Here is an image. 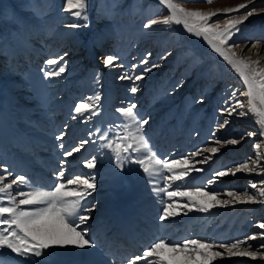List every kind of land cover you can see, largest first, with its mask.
Instances as JSON below:
<instances>
[{"label":"rangeland","instance_id":"374dc122","mask_svg":"<svg viewBox=\"0 0 264 264\" xmlns=\"http://www.w3.org/2000/svg\"><path fill=\"white\" fill-rule=\"evenodd\" d=\"M173 2H178V0H173ZM65 4L66 0H0V66L3 63L9 62V57L16 56L21 52L20 43L26 47L33 45L30 42L32 39L33 41L37 39L35 32L40 33V35L44 33L45 35L42 34L41 38L52 34L54 39H59V41L73 32L77 35L75 40L81 42L82 47L79 50L83 51L82 53L84 54L83 57H79L81 55L80 52H72L70 58L61 60L62 62L59 61V63L53 65L47 64V60L33 61L30 64L25 59V61H28V64H21L23 62L20 61L19 69L16 71H13L15 70L14 68L11 70L10 66L2 67L0 69V89L5 92H14L16 96L18 95L17 93L21 92V90L16 89L17 87L11 82V77L8 75L20 76L28 80L26 84L29 87L26 86V89H33L32 91H28L29 94H32L29 96L32 99H37V96L44 94V87L46 86L48 88L46 96H49V99L53 98V101L59 103L57 108H60L58 111L60 116H64L67 111L66 104L69 101L74 104V107L81 102L93 104L98 115L105 107L113 113H118L115 111L117 108L135 103L137 110L143 111V116L149 120V124L144 128V135L152 154L157 152L156 150L159 148L167 147L168 144L166 142H169V146L173 150L175 148L177 150L181 144L186 147L194 146L195 141H199L200 138H207L209 140L213 137V133H215V136L228 135V138L240 139L243 137V139H248L249 136L246 134L253 132L258 140H251L253 141L252 148L250 147L241 155L239 154V150L236 149L232 153V159L239 160L237 157L241 156L242 160L240 159V162L242 161V163L249 160V158L254 159V153L256 154L254 152L255 145L260 144L262 141L264 143V136L260 135L262 130L260 120L264 119V116L260 115L262 111L264 112V102H261L260 90H257L255 96L260 110L255 104V112L250 111L249 107L246 108L245 113L247 114L244 116V119H241L242 121L233 120V124H236L235 129L228 132L219 131L220 127L218 125L221 122L220 109L228 106L225 103L226 100L229 103L232 102V91L237 92V98L240 100V91L237 88H240V85L244 83L238 73L218 53L213 51L207 41L202 37L189 33L182 25L175 23L170 25L157 24L151 28H145L144 25L151 19L165 17L170 14L166 5L161 4L160 0H87V19L74 17L64 11ZM240 4H246L247 7L239 9L238 12L226 13L224 11L228 8H238ZM180 7L203 13L216 12V15L210 18V23L216 21L221 25V28L224 26L225 18H235L249 9H256L251 17L238 25L241 31L233 37L241 45L248 46L250 44V47L242 53V56H247L251 46L260 40L259 38H252L253 33H264V0H251V2L249 0H211V2H207V0H194V2H181ZM70 23H77L81 26L73 29L67 26ZM41 38L38 40H41ZM120 40L122 42L119 44ZM101 43L104 45L100 46ZM67 45L68 41L64 43V48ZM60 46L62 47V45ZM106 47L109 48L107 49ZM101 48H105L102 49V51L105 50L103 55L99 54ZM65 52L67 50H64L58 56H62ZM148 53H151V56L148 57L149 63H159V67L147 72L144 79L135 80V74H139L147 67V65L141 64L140 61L147 57ZM107 54L117 57L114 61L115 65L124 62L123 66L125 69L117 71V68H119L117 66L108 68L102 65V58ZM92 57L93 60H91ZM161 57L164 58L161 59ZM248 58L252 60L251 57ZM99 63L101 64L99 65ZM29 64L31 67H29ZM60 64L66 65L64 73H61L59 76H45V71H54L58 69ZM133 65L137 67L133 68ZM35 68H38V70H35ZM8 69L13 72H7L9 71ZM120 72H122L121 76L127 73L133 76V78L120 79ZM6 73L9 74L6 75ZM39 74L42 75L43 79H39ZM25 75H30L31 78L26 79ZM134 86L139 88L137 93L131 92V88ZM180 88L182 91L184 90L183 94L180 98L176 99L175 93ZM188 89L192 90L189 92ZM71 95H73L72 100ZM97 95L100 97L99 101L94 99ZM18 96L20 97L21 94ZM201 96H203V101L206 100L205 98L211 100L215 97V99L209 105H203L197 109V106L202 104L198 102ZM14 105L13 100H2L1 107L2 109L6 107L7 109L12 108L13 110H17ZM51 106L49 104L46 109L56 111L57 108ZM239 111H242V109ZM84 115L85 117L81 118L80 121L74 120L75 123L74 121H70L71 126L68 130L74 129L75 132L78 131L79 135L90 137L97 128L101 129V126L95 123L98 115L91 116L90 118L88 112H85ZM3 116L9 119L8 123L10 125L13 124L8 112L4 111ZM49 118L55 120L54 122L58 121L56 120L57 116L49 115ZM119 119V122H116L118 126L117 130L123 127L121 121L126 118L120 114ZM224 121L225 117L222 119L221 124ZM109 126L111 128L107 130ZM112 126L113 122L109 119L104 130L110 131ZM57 131L58 129L54 128L50 123L48 133L55 134ZM188 134H190V138H187ZM173 136L174 138H172ZM77 139L75 138V143L79 144L85 138H78L77 136ZM92 139H95V137L93 136ZM99 143L97 146L95 144L92 147L91 153L93 156L101 159L100 164H113L114 167L115 156H113L114 158L111 156L105 158L103 156L105 150L107 154H110V150L100 148ZM262 149L264 150V144H262ZM134 155L144 157L146 166L154 165V161L149 159V153L142 150L136 152ZM156 157L157 155H155ZM230 157L224 155L216 161L211 158L207 163H209V166L219 164L217 167L212 168L214 171L219 170V168L222 170L231 167L230 165H226L227 162L232 166H236L231 163L233 160L229 162ZM233 162L238 163L237 161ZM134 165L136 164L126 163L124 165L123 172L128 174L125 179H123V176L118 175L111 181L110 174L113 167L105 173L106 176H96L97 188L87 199H90L89 201L95 204V210L98 214L110 219L111 213L116 210L115 205L117 204L111 200V194L108 192L110 186H119L124 182L127 184L124 198L129 193H134V188L138 185V181H136L135 174L133 173L137 169L131 168ZM138 165L140 167V164ZM130 168L132 171L128 172ZM143 171L142 166L141 171L138 172L140 181L142 178L140 186L141 196L157 195L159 192L154 186L156 182L154 178L155 174L153 173L151 176L148 173L141 175ZM159 178V187H163L165 182L161 177ZM256 178L252 180L246 178L242 181L233 182L225 179L222 181V183L225 182L223 186L216 188H221V190L227 189V191H232V188H235L236 190L234 191L244 193L242 190L251 185ZM104 183L107 185L105 188L100 189V186ZM100 190L103 192H99ZM253 190L256 191V189ZM257 193L259 194V192ZM261 199V201H264V198L261 197ZM261 201V205L257 207L251 206L244 209L240 206L236 210L233 209L232 212L229 210L225 213H216V216L220 215L215 218L210 217L209 220L218 223L222 216L225 221L223 220V223L220 224L222 225V229H218H228V233L236 238L243 239L248 236V230L253 229V227L249 228L253 223L257 225L258 222L264 221V202L261 203ZM186 202L184 200L182 203L186 204ZM235 211L237 217L241 216V218L236 219L234 217L233 219ZM238 225L239 227H237ZM190 229L192 232L199 233V235L200 233L201 235L205 233V236L206 234H210V236L214 233L218 234V232H214L212 229L201 231L195 224H192ZM55 249H48L50 252H54L55 255L51 257L43 256V260L53 262L51 258H59L63 262H71L82 259L80 257L79 260H73L71 255L64 257L61 254L59 257V253ZM68 251L69 253L75 252V249L69 248ZM32 260L30 257L23 261L29 264L33 263Z\"/></svg>","mask_w":264,"mask_h":264},{"label":"snow or ice","instance_id":"6c2138e0","mask_svg":"<svg viewBox=\"0 0 264 264\" xmlns=\"http://www.w3.org/2000/svg\"><path fill=\"white\" fill-rule=\"evenodd\" d=\"M181 2H194V0H178V2H173V0H160L161 4L166 5L170 14L165 17L153 18L144 27L151 28L157 24H183V27L189 33L197 37H202L211 46L213 51L218 53L238 73L247 89L239 93L242 96L248 97L246 104L237 98L236 91H232V102L229 103L226 100L225 103L228 106L222 109V111L226 112L229 116L233 113L239 116H245L247 113L244 111L237 112V110L244 109L247 106L250 111L255 112L254 99L258 89L260 90L261 102H264V68L258 69L256 67L259 61H253L250 58H237L236 53L232 50L241 47L240 42L233 39L241 31L238 25L251 17L256 9H249L235 18H225L224 26L221 28V25L216 21L210 23V18L215 16L216 12L203 13L200 11L186 10L180 7ZM207 2H211V0H207ZM246 7V4H240L238 8H228L224 11L226 13L238 12L239 9ZM86 8L87 0H66V6L63 10L74 17L87 19ZM67 26L75 29L81 25L70 23ZM255 46L253 45V47ZM150 56L151 53H148L147 57L140 61L141 64L147 65V67L139 74H135V80L144 79L147 72L159 67V63H149L148 57ZM163 58L161 57V59ZM116 59L117 57L113 55H107L105 57V67H115L114 61ZM60 60H63V56L48 59L46 63L53 65L59 63ZM132 67L135 68L137 66L133 65ZM65 68L66 65L60 64L58 69L54 71H45V76H59L65 72ZM132 78L133 76L127 73L120 77V79ZM138 91L139 88L136 86L131 88L132 93H137ZM94 99L99 101L100 97L97 95ZM198 102L203 103V96L198 99ZM73 111L76 114L73 116V119H76L77 116H83L85 112L89 113V118L98 115L95 106L85 102L77 104ZM116 111L122 117L126 118L121 121L123 127L120 130H117L118 126L115 121H113V126L110 131L97 128L89 139L82 140L78 145L64 151L63 155L70 157L73 153L80 152L88 143L95 144L103 141V143L99 144V147L108 149L114 154L116 167L121 170H123L126 163H138L143 166L144 172L148 173L149 176L161 170L169 173L170 175L163 176L164 186L156 189L158 192L164 193L168 201L178 203L173 198L186 197L190 203L198 204L197 210L201 212H207L215 204L226 206L231 202L227 199H218L220 194L210 192L202 187L182 191L180 190V185H176L173 188V183L184 180L188 175L191 157L202 155L204 152L215 154L219 152V145H235L243 137L240 139L229 138L221 141L215 139V133H213L217 146H206L202 149H197L190 154V157H185L181 160H161L155 158V155L149 149L148 141L144 135V128L149 124V120L140 115L137 110V105L131 103L127 107L117 108ZM260 115L264 116V112L260 113ZM227 123L228 121L225 120L218 127L222 128ZM260 123L262 125L260 134L264 136V119L260 120ZM246 135L252 136L255 133L249 132ZM93 136L95 139H92ZM57 139L63 140V133L58 135ZM59 147L63 149V143ZM255 147L258 149L260 145L256 144ZM142 150L149 153V159L154 161V167L151 170L145 165V160L142 156L134 155L136 152ZM211 158V156H205L203 160L196 161V163H207ZM97 160L98 157L96 156L90 157L84 162V166L88 169H96ZM65 163L66 161H61V169L56 174L57 182L48 190L29 187L27 191H24L22 190V186L28 184V177L21 174L11 180H7L9 176H12V173L6 168L0 174V194H6L0 195V254L4 253L5 249H7L11 253H15L17 256L25 259L30 257L39 258L42 256L51 257L55 253L46 250L67 246H73L78 249L93 248L95 246L96 242L94 240L86 238L88 236V229L82 227V225L87 224L92 218L90 213L95 210V204L91 201L84 203V201L97 188L96 174L89 173L84 176H66L64 170ZM177 168L181 170L176 171ZM191 170L202 171V169L198 168ZM237 172H264V167L260 165V154L257 155L256 159L249 158V160L234 168L217 171L215 177H225L229 174L235 175ZM261 183H264V181ZM13 185H16L14 192L10 191L13 189ZM251 187L257 188V185L253 183ZM257 191L259 192V196L264 198V187L258 188ZM225 195L234 198V201L237 203L256 202L255 193H249L248 191H245L243 194H237L235 191H227ZM204 197L206 199H195ZM4 200L7 203H4ZM212 202H215V204ZM173 203L166 204L161 219H166L173 215L170 211ZM184 206L188 207L187 204ZM258 227L264 229V222L259 223ZM257 238H264V232L232 242H201L198 239L170 242L160 239L158 242L146 248L142 254L131 257L129 264H136L137 261H143L144 264H210L214 258L223 256V253L213 250L214 248L224 249L228 257L248 256L255 258L257 251L251 250L252 246L248 245L247 241ZM241 245L244 246L243 250H241ZM261 247H264V245H261ZM164 250L173 253L172 257H165ZM8 258L7 256L0 255V264Z\"/></svg>","mask_w":264,"mask_h":264},{"label":"bare ground","instance_id":"6f19581e","mask_svg":"<svg viewBox=\"0 0 264 264\" xmlns=\"http://www.w3.org/2000/svg\"><path fill=\"white\" fill-rule=\"evenodd\" d=\"M180 25L183 26V24H180ZM42 34H44V33H42ZM41 35H40V33L38 34L37 32H35V37H37V39L34 41L32 39V41L30 42V43H33V45H29L26 47L20 43L19 46H20L21 52L18 53L16 56H13L11 58L9 57V62H7L6 64L3 63V65L0 66V69L2 67L10 66L11 70L14 68L15 70H13V71H16L19 69L20 61L23 62L21 64L25 65V64H28V61L31 64V63H33V61L38 62V61L48 60L51 58L60 57L58 55H61L64 50H67V52H65L62 55L63 60L70 58L72 52L73 53L74 52H80L81 55H79V57L84 56V54L82 53L83 51L79 50L80 47H82V44H81V42H78L75 40V37L77 35L73 32L66 35L60 41H59V39L58 40L54 39V36L52 34L49 36H44L43 38H41ZM40 38H41V40H38ZM252 38H259L260 40L253 44V45H256L255 47H253V45L251 46L247 56H242V53L245 50H247L248 47H250V44H248V46L241 45V47L234 48L232 51H234L236 53L237 58L249 59L248 57H251L253 61H259V63L256 65V67L258 69L264 68V33H261V32L258 34L253 33ZM121 40H122V38H121ZM121 40L119 41V44H120V42H122ZM66 41H68V45L65 46V48H64V43ZM41 44H43V45H41ZM60 45H62V47ZM101 45L103 46L104 44L101 43L100 46ZM106 48L108 49L109 47H106ZM102 49H105V48H101L100 49L101 52L99 54L103 55L105 50L102 51ZM68 51H70V52H68ZM22 55H24V56H22ZM118 56H119V54H118ZM105 57L102 58V61H101L102 65H105V61H104ZM3 59H4V57H3ZM25 59H27L28 61H25ZM91 60H93V57ZM261 62H262V64H261ZM30 64H29V67H31ZM100 64L101 63H99V65ZM123 65H124V62L118 63L116 65L117 67H119V68H117V71L119 69H121V70L125 69V67ZM8 70L9 71H7V72H11V73L13 72V71H10V69H8ZM35 70H38V68H35ZM40 71H37V72H40ZM7 74H9V73H6V75ZM121 75H122V72H120L119 76H121ZM8 76L11 77V82L13 84H15V87H17L16 89L21 90V92L17 93L18 95L21 94V96L19 97L18 95L17 96L14 95L15 94L14 92L13 93L5 92L4 90L0 89V174H2L4 169L6 168L7 170H9L12 173V176H9L7 178V180H11L14 177L21 175V174L22 175L27 174L29 176V174L31 173V171L29 169H28V171L23 172L21 169H18V168H19L21 163L25 162V164H28V163H30L29 160H31V159H33V157H35L36 160L48 158L49 163L51 164L50 168L53 170H58V171L61 169V161H66V163L64 164V170H65L66 176L72 175V174L84 176V175L89 174V173H95L96 176H103V177H104V175L106 176L105 173L107 171L111 170V168L113 167V164H110V165L108 163L107 164H105V163L100 164L101 159H98L97 160V168L95 170L94 169H88L84 166V162L86 160H88L90 157H93V154L91 153L92 147L95 146V144L97 146V144L99 142L95 143V144L94 143L86 144L84 146V148L81 149L80 152L73 153V155L70 157H65L63 155L64 151L71 149L72 147L78 145L77 143H75V141H76L75 138L77 139V136H78V138H80V137L85 138L84 140L90 138V137L85 136V135H79L78 131L75 132L74 129H71L72 130L71 133H70L71 130H68L71 126L70 121H74V120L80 121V119L84 118L85 115L77 116L76 119H73V116L76 115L73 111L74 104H72V102L69 101V103L66 104L67 107L65 106L67 111L65 112L64 116H60V113L58 112L60 108H57L59 103L57 101H53L52 97H51L52 99H49V96H46L47 95L46 93L48 90V88L46 86L44 87L45 88V93H44L45 95L41 94V95L37 96V99H32L29 97L32 94H29L28 91H32L33 89H31V90L26 89V86H28V84H26V81H28V80H25L22 77L16 76V75H8ZM25 77H26V79L31 78L30 75H25ZM38 77H39V79H43L41 74H39ZM190 90H192V89H188L189 92H190ZM237 90L242 92V91H246L247 89H246V86L244 84H242V85H240V88H237ZM183 91L181 90V88L179 90H177V92L175 93L176 99H178L182 96ZM72 96L73 95H71V100L73 99ZM208 98H210V97H208ZM205 99L206 100H204L200 106H197V109L202 107L203 105H209L210 102L211 103L213 102V99H215V97L212 98L211 100H209L207 98H205ZM247 99H248L247 96L240 95V101L244 102L245 104L247 103ZM2 100L3 101L13 100L15 103L14 107L17 110H13L12 108L7 109L6 107L4 109H2V107H1ZM182 101H183V99H182ZM180 102H181V100H180ZM49 104L52 105L51 107L57 108L56 111L46 109V107H48ZM254 104L260 110V107L257 105L255 99H254ZM127 106L128 105H126L125 107H127ZM246 108H248V107L246 106L244 109H242V111L245 112ZM222 109H224V108L220 109L221 122H220V120H219V122L221 124L222 119L225 117V120H227L228 123L224 127H222V128L220 127V129H218L219 131H223V132L227 131L228 132L229 130H233V129H235V126H236V124H233L234 123L233 120L242 121L241 119H244V116H239L236 113H233L231 116H229L226 112L222 111ZM239 110L240 109H238L237 112H239ZM4 111L9 113V115L11 117V121H13V124L10 125L8 123L9 119H7L6 117L3 116ZM140 111H139L140 115L143 116L144 115L142 113L143 111L142 112H140ZM100 113L97 116L95 123L97 125L101 126L102 130L105 129L106 124H108L109 119H111L112 122L113 121L119 122V120H120L119 119L120 114L113 113L107 107H105L104 110L101 111ZM144 113H145V111H144ZM49 115L50 116H57L56 120H58V121L54 122L55 120L50 119V118L48 119ZM105 115L107 118L106 117L103 118V116H105ZM104 119H105V123H104ZM50 123L54 128L58 129L57 133H55V134L48 133V129L50 128ZM74 123H75V121H74ZM216 125H218V124H216ZM47 126H49V128H47ZM110 128L111 127L109 126V128L107 130H109ZM59 129H60V131H59ZM61 133H63V140H58L57 136L60 135ZM48 134L50 135V138H49ZM188 137L190 138V134H188L187 138ZM71 138H73V139H71ZM172 138H174V136ZM229 138H231V137H229ZM229 138H228V135H226V136H215V139H219L221 141L227 140ZM215 139H214V137H211V139H209V140H207V138H200L199 141H195L194 146H187L186 147V146L181 144V146H178L179 149H177V150H175L176 148L173 150L171 148V146H169V142H166V144H168V146L167 147L164 146L165 148L162 147L161 149L159 148L158 150H156L157 152H155L154 154L157 155V157H156L157 159L159 156V159H161V160H168V161L181 160L185 157H190V153L195 152L197 149H202L206 146L207 147L217 146L215 144ZM167 140H168V138H167ZM251 140H258L257 136L253 135V136H249L248 139H241L240 142L235 144V145H231V144L219 145L218 146L219 152H217L215 154L204 152L202 155L191 157L190 171H189L188 175L184 178V180L175 181L173 183V188H175L176 185H180V190H182V191L194 190L197 187H202V188H205L206 190H208L210 192L218 193V194H220L218 196V199H227V200L231 201L226 206H221L219 204H215V202H212L213 204H215V206L211 207L207 212H201V211L197 210L198 204L190 203L186 197H184V198H181V197L173 198L174 201H178V203H173L172 201H168L167 196L162 192H159L157 195H153V194L142 195L141 198L130 199L127 201L133 207V210L135 209V207L141 206L140 210L133 212V217L135 219V224H137V226L139 228L138 234L141 235L142 237L144 235L148 236V238H149L148 246L149 247L151 245H153L155 242H158L160 239H164V240L170 241V242L184 241L187 239H198L201 242H207V241L232 242V241L241 240L240 238H236L232 234L228 233V231H227L228 229L227 230L226 229H223V230L218 229V228L222 229V227H221L222 225H220L223 223V220H224L222 216H221L219 222L217 221L218 223H216L215 221H212V220L210 221L209 218L210 217L211 218L218 217L220 214L219 215L217 214L218 216H216V213H219V212L225 213V212H228L229 210H231V212H232L233 209L236 210L240 206H242L245 209L246 207H251V206L257 207L258 205H261L260 201L262 199L259 196V194L257 193L258 192L257 189L264 187V183H261L262 181H264V172H237L235 175L229 174L225 177L217 178V177H215V173L221 169L219 168V170L214 171V169H212V168L217 167V165H219V164L214 165V166H209V163H196V161L203 160L205 156H211L216 161L217 159L222 158L224 155L225 156L228 155V157L231 156L229 158V162H230L231 160H233L232 159V153H234V151L236 149L239 150V152H240L239 154L241 155V154L245 153L246 150H248L251 147L252 142H253ZM61 143H63V145H64L63 149L59 147V145ZM100 143H103V142L100 141ZM262 144H264L263 141L259 144L261 146L258 149L255 147L254 152H256V154L254 153V159H256L257 155L260 154V165L262 167H264V150L262 149ZM95 148L97 149V147H95ZM257 152H259V153L257 154ZM31 156H33V157H31ZM103 156L105 158H107V157L111 156V154H107V152L105 150V153ZM240 157L241 156L237 157L239 160H237V159L233 160V161H237L238 162L237 164H236V162H233V161L231 163L238 166L239 164L242 163V161L240 162V159H241ZM143 159H144V157H143ZM226 165L227 166L230 165L231 167H228L225 169H230V168L236 167V166H232L228 162ZM153 166L154 165H151V166H149V168L151 169ZM100 167H102L104 169L102 170ZM141 168H142V166L140 165L138 172L141 171ZM195 168L202 169V171L191 170V169H195ZM180 170H181L180 168L176 169V171H180ZM142 174L145 175L147 173H145L143 171L141 173V175ZM154 174H155L154 178L156 180V182L154 183V186L156 188H159V181H160L159 177H161V179H163L164 175H170L169 173H167L164 170H161L159 172V176H158V173H154ZM49 176H50V174H49ZM246 178H250L251 180L256 178V180L253 183H255L257 185V188H252L251 185L253 183H251V185H249L248 187L244 188V190H242L244 192L248 191L249 193H255L256 202H254V203H252V202L237 203L234 201V198L227 197L225 195V193L227 192L226 188H224L226 190H221V188H216V187H222L223 184L225 183V182L222 183V181L225 179H229L233 182V181H240V180L242 181V180H245ZM55 180L57 182V176L55 177ZM5 182H7V181H5ZM141 183H142V178H141ZM106 185L107 184L104 183L103 185L100 186V189L105 188ZM185 185H187V187H185ZM228 186L231 187L230 184H228ZM29 187L35 188L32 184L28 183L27 185L22 186V190L27 191L29 189ZM15 189H16V185H13V189L10 191L14 192ZM232 189H233L232 191L236 190L235 188H232ZM253 189H256V191H254ZM139 190H141V188ZM169 190H172V189H169ZM99 192H103V191L100 190ZM235 192L237 194H243V193H239V191H235ZM0 195H6V194H0ZM195 199H197V200L206 199V197L195 198ZM89 200L90 199H87V201L84 203H88ZM184 200L187 201L186 204L188 205V207H185L184 205H186V204L182 203ZM4 201H6V200H4ZM167 203H173V207L170 209V211L173 213V215L167 217L166 219H161V217L163 215V210H164ZM21 207H28V206H21ZM189 209H191V210H189ZM90 215L92 218L87 222V224L82 225V227L88 229V234L91 232H94V231H100V233H103L106 231L108 232L110 230L109 226L114 224L113 221L119 219V215L117 214L116 211L111 213L110 219L107 217L101 216L100 214L97 213L96 210L91 212ZM234 217L236 219L241 218V216L237 217L236 211L233 215V219H234ZM261 222H264V221H260V222H258V224ZM231 223H233V222H231ZM192 224H195L197 228L199 227L201 229V231L206 230V229H212L214 232H218V234L214 233L211 236H210V234H206V236H205V233H202L203 235H201V233H200V235H199V233H195V232L191 231L190 226H192ZM258 224L255 225L253 223L249 227V228L253 227V229L248 230V233H249L248 236L264 232V229H260L258 227ZM211 225H212V227H211ZM239 225L237 227H239ZM238 229H240V228H238ZM112 232H114V231H112ZM97 233H99V232H97ZM138 234L136 232H133V237H137ZM238 237H240V236L238 235ZM86 238H88V236ZM247 244L252 246L251 250L257 251V256L255 258L248 257V256L228 257L227 254L225 253L224 249L214 248L213 250H217V251H220L221 253H223V256L214 258L210 262V264H239V263L240 264L241 263L242 264H264V247H261V245H264V238H257L254 240H248ZM243 247L241 245V250H243ZM69 248H74L75 253H79L80 251H85V253H84L85 256L81 254L80 257L81 258H87V261L91 262L90 264H113L111 261L104 259L94 247L93 248L78 249V248H75L73 246H67V247H63V248L58 247L55 250L58 251L59 257H60V254L63 255L64 257H66V256H69V255H66L67 253H69V251H68ZM172 255H173V253L168 252L167 250H164V256L165 257L171 258ZM31 259H33L32 261L34 264H71L72 263V261L71 262H63V260L59 259V258H51L53 260V262H49V260L48 261L43 260V256L39 257V258L31 257ZM74 262L76 264L82 263L81 259H80V261H74ZM2 264H11V263H7V262L3 263L2 262ZM22 264H28V262L26 263L25 261H22ZM142 264H144V262Z\"/></svg>","mask_w":264,"mask_h":264}]
</instances>
